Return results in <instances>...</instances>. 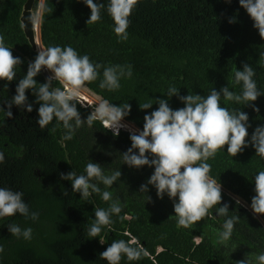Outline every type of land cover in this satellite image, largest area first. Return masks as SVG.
<instances>
[{"label": "trees", "instance_id": "1", "mask_svg": "<svg viewBox=\"0 0 264 264\" xmlns=\"http://www.w3.org/2000/svg\"><path fill=\"white\" fill-rule=\"evenodd\" d=\"M26 1L0 0V35L13 56L22 61L16 66L13 81L0 80V108L12 112L8 118L0 111V152L5 157L0 163V187L22 192L29 211L39 217L33 221L17 213L0 218V245L4 248L0 264H108L100 253L114 240L130 242L131 237L143 245L147 255L135 261L122 256L120 264H236L248 254L264 252V215H254L250 207L255 195L254 176L264 170V160L251 144L236 156L229 155L225 145L209 158L210 176L221 184L222 200L204 219L184 228L177 225L174 200L167 194L158 198L152 185L145 193L139 191L154 168L123 164L121 154L131 147L130 132L120 130L113 136L97 119L91 127L85 123L77 128L73 138L65 141L67 130L62 122L54 119L43 129L37 125L40 105L31 89L25 93L31 112L15 105L7 108L6 102L16 94L19 80L37 55L20 21ZM94 2L103 3L105 8L99 22L87 24L90 9L83 0H44L41 44L44 48L71 46L94 64L131 65L132 77L121 78L117 90L99 87L103 69L84 87L114 106L128 103L131 110L123 120L139 130L143 129V117L158 108L156 103L150 109L139 108L149 99H167L173 110L184 107L177 96H166L171 86L179 89L180 96H206L212 88L219 91L225 86L239 93L240 86L233 83L234 72L242 70L244 64L253 67V79L264 93V68L258 65L264 40L239 0H138L128 18L127 40H120L113 32V21L106 11L109 0ZM233 17L235 22L229 23ZM34 79L37 84L46 81L42 70ZM52 83L53 87H63L59 81ZM74 102L81 119L86 120L92 110ZM221 106L247 113V140L256 127L264 126V95L248 105L222 98ZM89 160L100 164L105 175L121 172L111 188L92 181L101 191L112 192V201L118 199L122 207L119 215H112L111 226H102L95 238L88 235L94 211L107 209L112 201L105 202L96 193L85 200L72 191L71 181L61 179L71 171L85 174ZM227 193L249 208L237 204ZM224 204L229 206L227 217L216 214ZM236 215L239 221L230 240L220 243L217 230L223 231L224 221ZM12 223L22 229L31 227V240L11 235L8 225Z\"/></svg>", "mask_w": 264, "mask_h": 264}, {"label": "clouds", "instance_id": "2", "mask_svg": "<svg viewBox=\"0 0 264 264\" xmlns=\"http://www.w3.org/2000/svg\"><path fill=\"white\" fill-rule=\"evenodd\" d=\"M83 2L90 9V16L86 23L99 22L101 10L105 8V5L94 0H83ZM137 3L138 0H109L108 2L106 11L113 21V32L120 40L128 39L127 29L130 23L128 18ZM239 5L246 10L253 21V27L258 30L260 38L264 40V0H239ZM234 22V17L229 20V23ZM259 51L258 65L264 68V50ZM21 63L20 58L14 57L11 48L5 45L4 36L0 35V80L13 81L17 74L16 66ZM131 67V65L94 64L88 55H79L71 46L41 48L38 49L34 61L28 64L26 75L19 80L15 89L16 94L6 102L7 108L11 109L15 105L31 112L32 104L28 103L25 94L26 90L31 89L36 97L35 102L40 105L37 109L39 116L37 125L43 129L54 119L62 122L67 130L63 137L65 141L73 138L77 128L85 123L91 127L93 121L97 119L103 122L105 128L112 131L113 136H118L120 129L125 128L130 132L131 147L121 154L123 164L134 168L143 166L154 168L147 183L142 184L139 191L145 193L148 191V185H152L156 189L158 198L162 199L167 194L169 199L174 200L173 208L177 225L188 228L208 216L210 209L222 200L221 184L210 176L211 165L207 163L209 158H214L225 145L227 153L236 156L251 144L256 155L264 160V126L256 127L250 140H247L250 126L247 113L221 106V99L248 105L264 93L258 90L256 81L253 79L255 76L253 67L244 64L242 70L234 72L233 83L240 86L239 93L225 86L219 91L212 88L206 96L193 93L180 96L179 89L171 86L166 96L169 98L177 96L184 107L173 110L167 99L155 101L149 99L148 102L139 105L141 110L150 109L153 103L158 105L156 110L143 117L142 130L130 129L128 125L121 123L131 110L128 103L114 106L103 100L93 108L86 120H82L77 110V103L74 101L77 100L85 84L95 81L100 70L103 69V79L99 87L109 91L117 90L120 88L121 78L132 77ZM42 69H47L52 75L46 78L43 73L46 81L43 84H37L34 77ZM53 81H59L63 87H53ZM77 101L81 103L80 100ZM253 110L259 111L258 108ZM0 111L4 109L0 108ZM4 112L6 117L12 118L10 110ZM4 160V153L0 152V163ZM84 173L78 175L76 171H71L66 175L62 174L61 179L71 181L72 191L79 192L81 198L85 200L96 193L103 201H112V192L101 191L98 184L92 181H98L107 188H111L120 178V170L113 171L111 175H105L100 164L89 160ZM254 192L255 195L251 198V210L254 215H264V170L254 176ZM22 197V192L0 187V218L12 217L19 213L33 221L37 220L39 214L30 212ZM147 198L150 201V197ZM236 203L239 204V200ZM242 205L245 206L244 202ZM228 208V204H224L217 208L216 214L227 217ZM121 211L122 207L118 199L112 201L107 209L96 208L95 219L88 229V235L97 237L102 226H111L112 215H119ZM238 221V215L228 217L224 221L223 231L217 230L220 243L230 240ZM8 231L17 238L31 240L33 230L31 227L22 229L19 225L12 223L8 225ZM126 235L131 237L130 233ZM3 251L4 248L0 245V253ZM145 255H147L146 250L135 237H131L130 242L114 240L105 251L100 253V257L108 264H120L122 256H126L128 261H135ZM236 264H264V252L248 254L244 260L237 261Z\"/></svg>", "mask_w": 264, "mask_h": 264}, {"label": "water", "instance_id": "3", "mask_svg": "<svg viewBox=\"0 0 264 264\" xmlns=\"http://www.w3.org/2000/svg\"><path fill=\"white\" fill-rule=\"evenodd\" d=\"M35 1L36 0H27L25 2L24 7H23V11H22V14H21V18H20V21H21V24H22L23 33H24L26 39L28 40V43L30 44V46L32 47L33 50H36L35 33H34V18H33L34 15H33V12H32V10L34 9V3H35ZM43 1L44 0H42V2H41L40 14H39V39H40L41 8H42V5H43ZM25 25H26V27H25ZM40 42H41V40H40ZM77 100H79L78 97H77ZM227 194L230 197H232V198H236V196H234V195H232L230 193H227ZM242 207L245 208V209L248 208V206L245 207L243 205H242ZM262 224L264 226V223L263 222H262Z\"/></svg>", "mask_w": 264, "mask_h": 264}, {"label": "rangeland", "instance_id": "4", "mask_svg": "<svg viewBox=\"0 0 264 264\" xmlns=\"http://www.w3.org/2000/svg\"><path fill=\"white\" fill-rule=\"evenodd\" d=\"M41 2L42 0H36L35 3L37 4V7L35 9L32 10L33 12V15H37L39 16V13H40V6H41ZM34 3V4H35ZM42 72L45 74L46 78L49 77L50 75H52L47 69H42ZM62 85V84H61ZM63 86V85H62ZM84 88V89H83ZM81 89V91L86 94L88 97L87 99L82 96L80 93L78 94V99L81 101V104L84 105V106H88L90 107L91 110H93V108L97 105L95 104L93 101L96 100V101H99V102H102V100L94 95L91 91H89L86 87H83ZM91 97V98H90ZM88 100V101H87ZM122 130V129H120ZM233 200L237 201L239 200L237 197L236 198H232ZM240 203L241 200H239ZM244 205L246 206V204L244 203ZM247 207V206H246ZM249 208V207H248ZM251 211V210H250Z\"/></svg>", "mask_w": 264, "mask_h": 264}, {"label": "bare ground", "instance_id": "5", "mask_svg": "<svg viewBox=\"0 0 264 264\" xmlns=\"http://www.w3.org/2000/svg\"><path fill=\"white\" fill-rule=\"evenodd\" d=\"M40 14V13H39ZM34 18V33H35V43H36V52L38 53V49H41V48H44L40 42V39H39V16L38 14L37 15H34L33 16ZM84 89V88H83ZM80 94L82 96H84L86 99H87V95L84 94L82 91H80ZM91 98V97H90ZM88 101V100H87ZM95 104H99L100 102L99 101H96L94 100L93 101ZM122 124H126L128 125V127L130 129H135V130H139L138 128H136L134 125H132L131 123H128V122H125V121H121ZM122 130H126L125 128H121ZM128 131V130H126Z\"/></svg>", "mask_w": 264, "mask_h": 264}]
</instances>
